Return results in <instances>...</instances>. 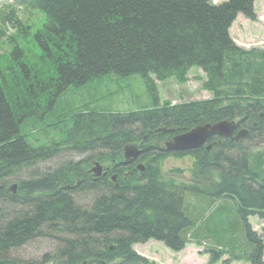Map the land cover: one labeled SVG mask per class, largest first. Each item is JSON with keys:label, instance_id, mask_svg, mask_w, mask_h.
I'll use <instances>...</instances> for the list:
<instances>
[{"label": "trees", "instance_id": "obj_1", "mask_svg": "<svg viewBox=\"0 0 264 264\" xmlns=\"http://www.w3.org/2000/svg\"><path fill=\"white\" fill-rule=\"evenodd\" d=\"M253 1L16 0L25 21L4 5L0 40L11 48L0 54V264H145L132 244L153 239L178 251L189 238L263 264L264 229L258 237L247 217L264 216V48L242 49L228 35L238 13L255 18ZM33 12L42 21L31 35L36 60L19 42ZM192 66L204 72L210 99L118 114L81 95L113 77L183 82ZM220 120H237L249 137L173 154L193 157L192 179L210 190L162 177L170 133L157 129L180 133ZM43 132L49 144L35 148ZM133 141L150 153L144 171L118 165L115 181L114 173L92 176L95 161L111 169ZM46 245L37 257L13 256ZM208 251L211 262L224 253Z\"/></svg>", "mask_w": 264, "mask_h": 264}, {"label": "rangeland", "instance_id": "obj_2", "mask_svg": "<svg viewBox=\"0 0 264 264\" xmlns=\"http://www.w3.org/2000/svg\"><path fill=\"white\" fill-rule=\"evenodd\" d=\"M4 2H6V0H0V8ZM254 8V21H249L242 15H237L230 27L229 32L231 38L237 45L243 48L264 47V0H255ZM32 15L34 16L30 19L32 20L29 30L30 32L27 37L20 39V45L24 51L25 57H28L31 60H36L39 54V49L36 44L33 43L31 35L34 30L41 25L42 21L39 18V14L33 13ZM8 32H10V30H8ZM8 50L9 48L7 45L0 47V52L2 53H7ZM187 75V79L180 83L173 78L163 80V82L153 79V86L158 96L155 104H177L185 101H195L200 100L201 98H207L209 94L200 88L201 78L203 77L200 68L192 66ZM87 89L90 93L88 95L81 94L83 95L82 97L86 100H98L100 108L104 110L115 112L138 111L151 102L148 95L147 83L139 75H131L118 79L113 77L107 82L105 79H102L100 83L91 84ZM49 133L53 132H47V134ZM54 134L55 135L52 134L51 137L59 138L57 133ZM47 136L48 135H45V132L40 133L38 135L40 140L36 144L48 145L49 140L46 139ZM63 155H65V153ZM70 156H72L71 153ZM185 164H187L186 161L181 162V160L169 158L163 163L162 174L169 180H179L183 178L188 182L190 180L189 166ZM178 168H183L181 174L170 172L171 170L173 171ZM203 196V193H201L200 196L191 202V208L195 207V209H192L194 217L199 214V210L204 206L203 203H205V200L202 199ZM254 219L257 220L256 217ZM258 224H261V226L264 227V219L261 221L257 220V223H253L251 226L255 230H258L256 228L260 226ZM205 245L213 247L208 241L202 246L190 243L187 244L181 252L173 253L166 249L161 243L152 241L146 245H133L132 249L137 253L139 252L146 256L149 261L154 260V264H207V256L203 252V247H205ZM33 248V246H25L21 252H18L17 254L13 253V256L29 259L37 257V255L50 249L47 245L46 247L37 248L36 251ZM231 252H234V254H240L237 250ZM237 259L238 260H230L229 262H226V264H251L249 260L246 261L240 257Z\"/></svg>", "mask_w": 264, "mask_h": 264}, {"label": "water", "instance_id": "obj_3", "mask_svg": "<svg viewBox=\"0 0 264 264\" xmlns=\"http://www.w3.org/2000/svg\"><path fill=\"white\" fill-rule=\"evenodd\" d=\"M231 129H232V124L225 122H218L213 125L206 124L204 126L195 127L194 129H191L189 132L177 136L174 139V142L170 144V146L174 149H186V148L197 147L200 144H202L208 136L213 134L226 136L229 135ZM240 135L243 136L242 134ZM100 170L101 169L98 166V164L95 163V168L93 169L95 174L99 175ZM11 189H14V186H12Z\"/></svg>", "mask_w": 264, "mask_h": 264}, {"label": "bare ground", "instance_id": "obj_4", "mask_svg": "<svg viewBox=\"0 0 264 264\" xmlns=\"http://www.w3.org/2000/svg\"><path fill=\"white\" fill-rule=\"evenodd\" d=\"M162 129H164V130H167L168 128H165V127H161ZM40 140V138L37 136V138H36V140H34L33 142H32V145L35 147V148H38V147H40V146H43L44 144H39V145H37L36 143L38 142ZM68 156H70V155H68ZM144 157V159H146L147 158V156L148 155H143ZM66 157V156H65ZM67 158V157H66ZM75 159H77L76 157H75ZM47 164H48V166H52V168H55L56 166H57V159H50L48 162H47ZM60 178H62L61 176H58V179H60Z\"/></svg>", "mask_w": 264, "mask_h": 264}, {"label": "flooded vegetation", "instance_id": "obj_5", "mask_svg": "<svg viewBox=\"0 0 264 264\" xmlns=\"http://www.w3.org/2000/svg\"><path fill=\"white\" fill-rule=\"evenodd\" d=\"M139 156H140V154H139ZM139 156H138V157H139ZM138 157H137V158H138ZM137 158H136V159H137ZM140 158H141V156H140L138 159H140ZM136 159H135L134 161H137ZM134 161H133V162H134ZM131 164H132V162H131ZM129 167H130V166H129Z\"/></svg>", "mask_w": 264, "mask_h": 264}]
</instances>
